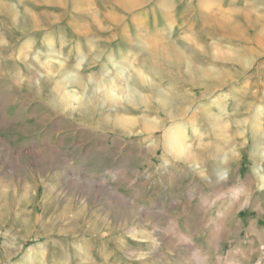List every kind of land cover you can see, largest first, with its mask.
I'll return each instance as SVG.
<instances>
[{"label": "rangeland", "instance_id": "rangeland-1", "mask_svg": "<svg viewBox=\"0 0 264 264\" xmlns=\"http://www.w3.org/2000/svg\"><path fill=\"white\" fill-rule=\"evenodd\" d=\"M175 47L210 76L167 64ZM112 56L149 107L55 106L60 68L77 95L110 75L121 90ZM150 83L187 96L185 113L166 120ZM117 114L134 131L100 125ZM164 122L197 160L165 153ZM256 123L264 149V0H0V264H264ZM218 153L238 158L230 176H208Z\"/></svg>", "mask_w": 264, "mask_h": 264}, {"label": "bare ground", "instance_id": "bare-ground-1", "mask_svg": "<svg viewBox=\"0 0 264 264\" xmlns=\"http://www.w3.org/2000/svg\"><path fill=\"white\" fill-rule=\"evenodd\" d=\"M8 13L15 14V11H13L11 9V10H9ZM48 44L50 47H52L53 42L51 40H49ZM170 46H172V45H170ZM163 53H164L165 61H168L167 64L172 65V67H175V66L186 67L187 72L190 74V76L192 78L197 77L198 82H202L203 80H206L210 76V74H209L210 72L201 68V66L196 65L193 61L188 59L184 55L183 51L179 50V48L175 47V48H172L171 50L169 49L167 52H163ZM114 57L113 56L110 57V61L113 62L112 65H114L116 67V71H117L118 76H121L124 78V86L122 85L121 90L116 88L117 90H120L119 92L112 86V84L115 82L114 81V75H110L109 80H103V79H101L99 81H91L90 80L91 82H88L87 85L84 84V82H83L84 80L81 81L79 84H81L80 86H83L84 90H83L81 95H77V93L75 91H71V90L67 89L68 84L76 81V76H74L71 72L63 71L65 69L60 68V70H62V71L59 73V70H58L59 75L56 79H54L55 93L53 95L52 102L55 104V106L58 108L60 106V108L62 107L63 109L72 108V105L74 102L76 103V105L86 106L87 101L89 99H91L94 96V94L97 93L96 97L101 99L103 104H105V102L116 103L117 101H120V100L123 101L124 100V101L131 102L133 104V106H135V107H137L141 104H145L146 106L149 107L148 100L146 98L147 94L145 97V95H143L141 93V91L137 90L135 87H133L129 84V82H128L129 76L126 73V67L124 65H122V61L117 60ZM45 66L47 68V71L50 73L51 72L50 67L47 65H45ZM139 77L142 79V77H144V76L142 73H139ZM109 81H111V83H109ZM145 86L148 87L147 89L150 91L148 97L156 98V100L159 103L160 108L164 110L166 120H168L170 118L174 119L176 117H180L183 115V113H185L184 109L178 104L177 100H179L181 98H187V96H182V95L176 94L175 92L170 91V90H164L163 88L157 87L152 83H150L148 86L144 85V88H146ZM98 92H100V94H98ZM51 98H52V96H51ZM219 106L222 108V110H224L222 104H219ZM251 109H252V107H251ZM251 109H249V110H251ZM130 110H134V109H130ZM258 111L261 113V109H258ZM261 115H262V113H261ZM255 117H256V119H258L257 116H255ZM104 118H102L103 120H101V121H104ZM147 120H149V119H147ZM147 120H145L143 122L142 131H145V130L147 131L149 129H153L152 128L153 123L151 124L152 120L150 122ZM134 123H135L134 120L129 118V116L126 117L124 115H118L117 114L115 122L113 124H107V123L101 122L100 125H102L106 129H112V130H118L119 129L123 132H132V131H134V128H135ZM159 125L162 128L164 127L163 128L164 131H163V135H162V147L165 150V153H171L175 158L182 159L184 162L189 163V164H191L195 160H197V157L194 154L195 151L194 152H193V150L189 151V149H188L187 145L189 144V141L186 139L187 137L184 136V129H183L184 127H181V125H179L178 123H173L172 125L169 126L167 124V122L166 123L164 122V123L159 124ZM253 125L254 126L252 129V131H253L252 160H253V164H254V167H253L254 168V175L255 176H264V174L261 173L262 169H261V165H260L261 162L264 163V151H263L264 149H262L263 147L261 146V141L257 137L261 124L256 123ZM157 131H158V129H157ZM262 143H263V141H262ZM214 157H216V160H217V167L215 169V172H211L209 170V168H205L208 176H214L215 173L217 175L220 174L222 176H224L227 173L228 176H230L231 172H232V163L231 162L233 160L234 161L237 160L238 158L236 156L232 157V158H229V157L227 158L222 153H218V154L214 155ZM205 170H203V171H205ZM261 187H264V183L261 184ZM225 215L226 214H225L224 210L217 212L216 222H215V224L217 226L220 227L221 221H223ZM46 251H47V249L45 247H42V246L39 247L38 249H34V251H30L27 253L28 259L32 260L33 259L32 256L34 254H36V255L38 254L37 256L40 255V256L44 257Z\"/></svg>", "mask_w": 264, "mask_h": 264}]
</instances>
